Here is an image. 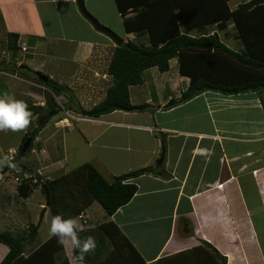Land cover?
<instances>
[{"label": "crops", "instance_id": "obj_1", "mask_svg": "<svg viewBox=\"0 0 264 264\" xmlns=\"http://www.w3.org/2000/svg\"><path fill=\"white\" fill-rule=\"evenodd\" d=\"M87 1L92 3L98 0H86V4ZM90 12L95 17L98 14L99 19L101 11L98 8ZM79 15L75 0H0V51L9 50V37L14 36L18 48L16 53L23 45L29 57L22 64H17L20 66L11 59L8 64H0V98L7 94L25 101L31 112L33 106L41 110L39 115L33 114L31 117V122L34 121L39 128L34 140L39 141L37 147L40 155L27 161L30 166L19 163L26 168L24 175L37 174L42 179H51L49 176L60 171L63 173L59 175L72 171H64L66 161L63 158L52 160L50 138L40 141L48 123L47 115L42 112L48 105V90L39 94L25 88L28 85L43 91L45 89L26 79V74L30 76L32 71L35 72L26 62L38 56V53L47 52L51 41H77L82 59L96 50L93 60L96 66L103 48L110 45L101 38L96 41L65 33L64 24L72 18L76 21ZM100 18L106 22L103 24L108 25L105 17ZM227 33L225 31L224 34ZM232 37L233 44L228 41L226 45L236 50L241 43L236 32ZM126 38L145 46L148 43L143 35L135 37L127 34ZM237 51H242V48ZM153 69L143 72L142 84L129 89L131 103H146L149 105L147 111H115L98 118L83 116L71 109L66 112L71 120L102 129L90 135L94 137L88 141V147L100 145L96 140L101 137L104 144L126 151L125 157L117 155L110 158L112 160L89 161L106 181L111 182L116 176L146 166H153L161 173L136 178V193L111 216H106L103 209L93 202L83 211L90 226L113 222L139 253L144 264H159L161 260L201 246L203 241L225 257L226 264H264V84L236 95L207 91L187 102L164 108L171 98L179 100L189 79L181 76L162 79V74L170 72L171 68L167 72H159V80L166 84L170 92L162 101L155 93L150 99L139 87L145 86V75ZM47 74V78L57 84L66 85L73 96L71 98L68 91L62 92L55 98L56 104L78 101L80 106L81 103L95 106L104 99L111 84L107 68L106 71L104 68H81L75 76L72 75L70 84L75 83L72 88L67 81L54 78L50 72ZM153 76L150 74L149 78L153 80ZM83 82L93 83L100 88L79 91L78 87ZM103 86L104 92L101 89ZM173 94H177V97ZM40 118L42 121L38 123ZM58 122V127L71 126L66 117ZM11 134L12 131L0 132V161L5 160L2 157L3 148L11 152L9 158L15 155L13 148L5 146L4 142ZM133 151L135 155H131ZM30 152L34 153V150ZM141 152L147 155L143 161L136 165L135 161L133 165L128 163L126 159L134 160ZM162 154L163 161L159 164ZM21 199L16 188L12 191L3 179L0 180V232L8 228L12 234L24 235V230H28L31 224L24 219L22 210L14 205H18ZM7 204L8 207L5 206ZM33 249L25 250V254ZM71 249L63 246L69 264H73ZM208 252L213 262H220L210 249H206ZM7 253L8 247L0 244V262Z\"/></svg>", "mask_w": 264, "mask_h": 264}, {"label": "trees", "instance_id": "obj_2", "mask_svg": "<svg viewBox=\"0 0 264 264\" xmlns=\"http://www.w3.org/2000/svg\"><path fill=\"white\" fill-rule=\"evenodd\" d=\"M231 1L234 0H115L125 33L146 36L148 43L145 46L126 40L114 47L107 66L111 84L104 99L90 110L78 108V113L98 118L115 111H147L148 104L131 103L129 87L142 84V74L148 69L167 72L172 59L177 60L178 74L188 78L189 83L179 100L171 98L164 108L187 102L207 91L236 95L264 84V0H236L238 4L234 8L229 5ZM229 24L235 29L242 51L230 48L217 35L216 31H226ZM9 38L8 48L15 54L16 37ZM10 59L13 62L14 56ZM39 82L50 84L57 93L69 91L67 86L49 78ZM38 130L32 131L26 152L31 150ZM27 139L24 135L18 148L20 155H24L21 148ZM8 161L15 167L5 165L7 171L14 172L16 167L23 173L26 170L14 157ZM146 174L161 175L155 167L146 166L108 182L95 166L85 163L51 179L31 175L19 182L16 191L18 197L25 199L31 193V186L38 185L53 216L76 218L93 202L101 206L106 216H111L136 193L134 180ZM36 232L35 227L29 228L23 236L0 232V244L8 247L0 264H69L63 245L53 236L25 254L26 244ZM78 234L81 241L91 236L97 243L95 252L85 256V264H144L133 245L111 221L83 229ZM206 249L220 262H213ZM184 254H188L184 257L187 261L181 263L179 258ZM77 255L78 250L71 249V257ZM173 260L174 264H226V258L204 241L197 248L158 263L170 264Z\"/></svg>", "mask_w": 264, "mask_h": 264}, {"label": "rangeland", "instance_id": "obj_3", "mask_svg": "<svg viewBox=\"0 0 264 264\" xmlns=\"http://www.w3.org/2000/svg\"><path fill=\"white\" fill-rule=\"evenodd\" d=\"M83 2H84V6L86 10L102 26L108 28L113 34H115L120 39L122 40L127 39L126 38L127 34L124 32L123 25H122V18L120 17V15H118L114 0H98L97 2L92 1L93 5L91 2H88V1L86 4V0H83ZM235 2L236 0L231 1L229 5L232 6ZM93 8L95 9L98 8V10L101 11V13L100 12L98 13H100L99 15L101 17H105L106 19L105 21H107L108 25L103 24L106 22H103L100 16H99V19L97 18L98 14L95 17L90 12V11H93ZM79 16L80 18L76 17L77 22L72 18L69 21V23L64 24L65 33H68L73 37L86 38V39L96 40V41L98 38H101L100 39L101 41L108 42V44L110 45L109 47L103 48V53L100 54L96 66L93 63L94 51L96 52V50L90 53V56H88L89 54H87V56L82 59V57L80 56L81 48L79 47L77 41H68L67 43L51 41V43L48 46L49 49L47 52H42L40 54L38 53V56H34L33 59L31 58L32 60L30 59L29 61L26 62L30 64L31 69L35 70V72L32 71V73H30V76L26 74V79L31 83H37V84L42 85L45 89L43 91V90L33 88L32 86H28V85H25V88L29 89L31 93L36 92L39 94L40 93L44 94L46 89L49 91V92L47 91L48 97L46 98L47 99L46 101H48V105L46 107V110L42 111L44 112V114L47 115L45 116V118L48 120V123H47L46 129H44V132L42 133L40 137V141L44 142V139L50 138L49 141L51 142H50L49 152L50 154L53 155L52 160L63 158L66 161V168L64 170L65 172L76 169L85 163H89V161H92V159H96L98 161H107L108 159L116 157L117 155L120 157L127 156L126 151L115 150L111 146H109L110 144H104L102 142L103 139L101 137H99L100 140H96L97 142L100 143V145L88 147L87 146L88 141H90L94 137L90 135H93L101 131L102 129H99V127H90V126H94L93 124H89L90 125L89 126L87 123L71 120L70 118L67 117L66 112L72 110L73 112H76L78 114V111H77L78 108L82 107L84 110V109L93 108L94 106H92L91 103L90 104L81 103V106H80V104H78V101L73 104L71 101L67 102V104H63V103L56 104L55 98L60 95V92L57 93L56 90L53 87H51L50 84L46 85L44 83H40L38 80V77L36 76V73H40L46 76L48 75L47 73L50 72L53 74L54 78L61 79L60 81H67L68 82L67 85H69L70 82L73 80L72 75L75 76L78 70H81V68H104V71H106V68L109 63L108 61L110 60L115 44L108 37L97 32L94 29V27L81 14ZM226 31L228 32L227 34H224L225 31H216V32L220 40L223 43L226 44L229 41V43L232 45L234 41L232 35L235 33L234 32L235 29L233 25L230 24ZM127 40H130V39H127ZM241 48H242L241 45L240 46L238 45L237 48L235 49L237 51L238 49H241ZM8 55L10 56L11 54H8ZM28 58L29 57L27 53L19 51L18 53H15L14 63L15 65H17L23 62V60L24 61L28 60ZM20 65H17V66H20ZM17 66L15 67L17 68ZM169 66L171 68V71L168 73L162 74V79H168V78L174 79L175 77L180 76L178 74V64H177L176 59L170 60ZM150 74L152 76L153 74L156 75V76H153L154 77L153 80L149 78ZM159 76H160V73L156 68H154L153 71L146 73L145 86L139 87V90L142 89L145 96L147 95V97H150V99H151L152 94L155 93L156 97L162 101L163 99H165V97L170 91L167 88L166 84L162 83L159 80L158 78ZM74 84L75 83L70 84L69 87L72 88V85ZM60 85H62V83ZM97 88H100V87L95 86V84L93 83L83 82L82 84L79 85L78 90L88 91V90L97 89ZM101 89L103 92L105 91L104 86ZM70 91L71 90L68 91V94L71 96V98H73ZM175 92L178 93L177 91ZM56 94L57 95L59 94V95L57 96ZM133 95L135 96V91ZM173 95L176 96L177 94H173ZM43 98L45 99V97ZM62 101H64V98H62ZM33 107L34 109L32 113L35 115H39V113L41 112L40 108L36 106H33ZM63 117H66L67 121L71 124L69 128L57 126L59 123L58 121L62 119ZM41 121L42 119L40 118L38 120V123ZM35 128H38V126L36 125L34 121H32L30 127L26 131L12 132V134L6 138V141L4 140L5 146L10 145L11 148H13L15 152L14 158L16 159V162L22 163L25 165L28 163L27 162L28 160L32 161L33 158L38 157L40 155L39 149L37 147L39 144V141L34 140L36 136L34 137L33 142L31 144V149L34 150V153H31L29 150V152H26L24 155H20V151L18 150L19 145L24 135H26L27 138L30 139V135ZM18 137L20 138L17 141ZM161 147H162V140H160V145H159L160 150H161ZM3 151L4 152H2L3 153L2 157L4 156L5 158L8 159L9 156L12 155L11 152H9L7 148H3ZM131 155H135V152L134 151L131 152ZM146 156L147 155L141 152V153H137L136 158L134 160H128V159L126 160L131 165H133L134 164L133 162L135 161L134 165H136L140 163L141 161H143ZM29 164L30 163H28L27 166H30ZM0 166H1L0 170H2L4 165L0 164ZM60 173H63V171H60L49 177L55 178ZM103 173L105 176V172ZM44 175L45 177L47 176L46 173H44ZM16 176L17 174H15L9 169L6 172L5 176L2 178L3 182H5L7 186L11 188L12 191L16 188V184L17 185L19 184V182L14 181V177ZM31 187H32V190H31V193H29L28 197L25 199L22 198L18 205L16 203L14 204L17 208L22 210L23 215L25 216L24 219L31 224L29 228L31 227L37 228V232L33 236L32 241L26 244V247H25L26 252L29 249H31V247L35 248L36 246L40 245L41 243L46 241L51 236L50 227H51V221L54 217L45 203V195L41 191L40 187L38 185H32ZM10 203H14V202L11 201ZM8 204L5 206L8 207ZM95 206H98L101 209V206L96 202H95ZM93 220L96 221V219H93ZM78 223L79 225H81L80 220H78ZM3 229H4L2 230L3 232H8V228H3ZM23 229H25V227ZM28 230L27 229L24 230L25 235L28 232ZM17 235L23 236V234H17ZM69 255L70 254L68 253V256ZM186 255L188 254H184L183 257L179 258L181 263H184V261H187V260H184V257ZM71 262L73 261L71 260ZM174 262L175 260L170 262V264H174Z\"/></svg>", "mask_w": 264, "mask_h": 264}, {"label": "clouds", "instance_id": "obj_4", "mask_svg": "<svg viewBox=\"0 0 264 264\" xmlns=\"http://www.w3.org/2000/svg\"><path fill=\"white\" fill-rule=\"evenodd\" d=\"M32 115L25 101L9 97L7 94L0 98V131H26L31 125ZM0 164L15 167L7 158L0 161ZM82 230L76 218L65 219L56 215L51 221L50 235L56 237L61 245L78 250L79 255L73 257V264H84L85 256L94 253L97 247L95 239L91 236L81 241L78 233Z\"/></svg>", "mask_w": 264, "mask_h": 264}, {"label": "water", "instance_id": "obj_5", "mask_svg": "<svg viewBox=\"0 0 264 264\" xmlns=\"http://www.w3.org/2000/svg\"><path fill=\"white\" fill-rule=\"evenodd\" d=\"M77 9L79 13L94 27V29L99 32L100 34L105 35L108 37L114 44L115 47H119L122 45L123 40L117 37L115 34H113L108 28L102 26L85 8L83 0H75ZM36 76L38 79L42 82L47 81V77L36 73ZM30 145V139H28L22 146L21 154H25L28 150ZM163 161V154L161 155L159 159V164H161ZM7 172V167H4L2 170H0V177L4 175Z\"/></svg>", "mask_w": 264, "mask_h": 264}, {"label": "built area", "instance_id": "obj_6", "mask_svg": "<svg viewBox=\"0 0 264 264\" xmlns=\"http://www.w3.org/2000/svg\"><path fill=\"white\" fill-rule=\"evenodd\" d=\"M20 51L21 52H25L26 51L25 46L21 45L20 46ZM8 54H11V55L9 56ZM12 56H14V54L10 50H8V49L7 50L6 49L1 50L0 51V64H8L9 63L8 61H10V58H12ZM11 159H12V157L9 158V160H11ZM14 173L17 174V176L14 177V181L15 182H21L23 179L31 178L30 175H24L23 171L19 167L15 168ZM76 219L81 221V225L80 226L83 229H87V228L90 227V224L88 222V218L85 216V214L83 212L79 213V215L76 217Z\"/></svg>", "mask_w": 264, "mask_h": 264}]
</instances>
